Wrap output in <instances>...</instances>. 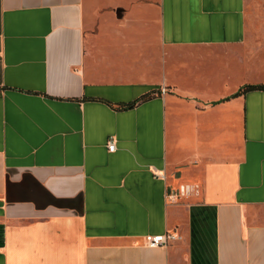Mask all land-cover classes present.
<instances>
[{"label":"crops","instance_id":"obj_1","mask_svg":"<svg viewBox=\"0 0 264 264\" xmlns=\"http://www.w3.org/2000/svg\"><path fill=\"white\" fill-rule=\"evenodd\" d=\"M249 5L0 0V264H264Z\"/></svg>","mask_w":264,"mask_h":264},{"label":"built area","instance_id":"obj_2","mask_svg":"<svg viewBox=\"0 0 264 264\" xmlns=\"http://www.w3.org/2000/svg\"><path fill=\"white\" fill-rule=\"evenodd\" d=\"M163 93H166V90H163ZM109 151L111 153H114L117 150L116 142L114 140H111L109 143ZM199 189H193L191 186H182L179 190V194L182 197H189L195 192H198ZM175 239H178V237L173 235H159V236H148L146 237L147 245L149 248H158V247H165L168 246L169 243Z\"/></svg>","mask_w":264,"mask_h":264},{"label":"rangeland","instance_id":"obj_3","mask_svg":"<svg viewBox=\"0 0 264 264\" xmlns=\"http://www.w3.org/2000/svg\"><path fill=\"white\" fill-rule=\"evenodd\" d=\"M249 4V12L254 16L258 14L260 6L264 4V0H249Z\"/></svg>","mask_w":264,"mask_h":264},{"label":"trees","instance_id":"obj_4","mask_svg":"<svg viewBox=\"0 0 264 264\" xmlns=\"http://www.w3.org/2000/svg\"><path fill=\"white\" fill-rule=\"evenodd\" d=\"M254 90H264V86H249L245 89L244 93L251 92Z\"/></svg>","mask_w":264,"mask_h":264}]
</instances>
